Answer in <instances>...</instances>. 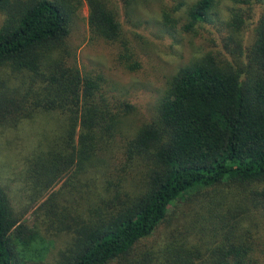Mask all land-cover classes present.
<instances>
[{"label": "trees", "instance_id": "1", "mask_svg": "<svg viewBox=\"0 0 264 264\" xmlns=\"http://www.w3.org/2000/svg\"><path fill=\"white\" fill-rule=\"evenodd\" d=\"M9 2L0 0V10L10 8L0 28V67L26 81L23 90L1 82L0 117L59 113L63 127L29 159L26 179L34 192H46L66 174L72 181L64 185L75 189L81 175L85 190L59 213L48 205L53 194L41 205L71 237L49 263L27 258L44 240L15 218L0 187V264H264V17L244 55L240 48L231 60L208 53L180 68L155 118L118 141L132 107L109 99L102 76L50 60L58 49L65 53L62 40L82 1ZM84 2L91 36L119 43V58L131 59L111 3ZM216 4L196 0L184 28L208 21ZM230 15L234 42L242 20ZM163 20L172 23L166 12ZM167 222L174 226L156 245L144 244Z\"/></svg>", "mask_w": 264, "mask_h": 264}, {"label": "rangeland", "instance_id": "2", "mask_svg": "<svg viewBox=\"0 0 264 264\" xmlns=\"http://www.w3.org/2000/svg\"><path fill=\"white\" fill-rule=\"evenodd\" d=\"M81 1L70 22L68 34L62 40L65 53L58 49L51 54L50 60L58 58L66 65H75L82 75L102 76L103 90L109 99L132 107L124 115L118 141L155 118L169 81L180 68L208 53L231 60L230 51L240 48L244 55L252 44L255 27L264 17V0H216L209 20L188 31L183 26L186 23L185 12L196 0H108L117 12L123 39L133 54L126 60L119 58L123 52L119 43H108L91 36L88 8L84 0ZM18 2L11 0L9 3L14 6ZM3 9L0 10V28L5 26L10 11L6 6ZM232 11L240 14L242 20L239 30L233 33L234 42L229 40L233 28L227 26ZM164 12L170 15L172 23L169 26L164 24ZM237 43L239 47L236 48ZM133 62L137 65L130 68ZM23 76V72L0 67V84L3 81L12 88L23 90V82L26 81ZM23 113L27 112L6 115L7 119L0 117V187L7 194L15 218L27 228L36 229L44 240L32 244L27 258H41L53 263L71 237L45 211L47 205L43 208L41 205L53 194L54 200L48 205L53 203L55 212L59 213L66 207L70 209L75 197L78 199L80 196L76 192L85 190V180L81 175L75 177V189H72L67 185L72 179L66 174L48 191H33V182L26 179L28 161L37 149L55 140L64 119L59 113L39 109L30 110L31 115L27 117ZM96 185L93 184L91 191L96 192ZM172 224L164 223L144 244L156 245ZM40 247L45 248L42 250Z\"/></svg>", "mask_w": 264, "mask_h": 264}]
</instances>
